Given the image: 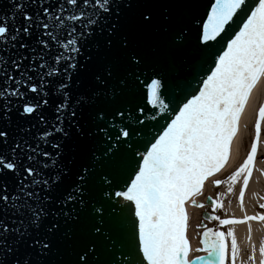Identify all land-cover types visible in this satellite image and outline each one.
<instances>
[{
    "label": "snow or ice",
    "instance_id": "1",
    "mask_svg": "<svg viewBox=\"0 0 264 264\" xmlns=\"http://www.w3.org/2000/svg\"><path fill=\"white\" fill-rule=\"evenodd\" d=\"M10 3V14L0 15V264H192L186 205L203 207L193 197L226 165L264 79V0H210L199 18L184 15L189 0H173L158 13L137 7L130 19L132 0ZM154 33L159 40L144 39ZM92 44L108 55L94 61L85 54ZM82 70L90 72L83 90ZM142 76L147 93L138 95ZM13 115L34 123L14 134ZM262 122L264 105L247 158L227 181H214L232 193L243 176L241 209ZM97 185L100 199L86 198ZM82 216L65 261L56 237L71 234L61 233V219ZM209 218L231 226L264 222V213ZM248 231L251 242L250 223ZM201 243L206 264H238L232 227H205ZM258 251L264 264V240ZM256 252L251 244L248 264Z\"/></svg>",
    "mask_w": 264,
    "mask_h": 264
},
{
    "label": "bare ground",
    "instance_id": "2",
    "mask_svg": "<svg viewBox=\"0 0 264 264\" xmlns=\"http://www.w3.org/2000/svg\"><path fill=\"white\" fill-rule=\"evenodd\" d=\"M261 105H264V79L258 83L257 87L253 89L250 99L240 117L238 131L233 140V146L229 161L228 170H221L216 178L219 176L228 177L243 163L247 158V154L250 151V147L247 150L246 142L248 145L249 138L253 139L254 132L252 130L255 125V120L257 118L258 109ZM264 127V122L261 123V130ZM262 133V131H261ZM229 174L226 176V174ZM215 178V179H216ZM243 176H241L237 182L233 185V192L227 193L228 183L222 188L220 198L222 209H223V218H235L242 219V217L247 215H254L264 212V209H261L259 205L264 203V200H261V197H264V140L260 136V142L258 146L257 156L254 161L253 171L249 180V184L245 189L244 199H243V209H241L239 202V189L242 186ZM195 201L199 200V197L194 199ZM192 203H191V214H192ZM249 223L251 225V242H249ZM249 223L237 224L231 226H223L227 231L228 227L234 229L236 235L237 243L240 249V254L238 256V264H248L247 256L250 253L251 244H255L257 247L256 252V264H259V243L261 240H264V222L260 221H251ZM195 242V240H193ZM230 247V241H229ZM198 250L197 244L192 243V259L194 252ZM205 261L204 258H199L196 260L195 264H202Z\"/></svg>",
    "mask_w": 264,
    "mask_h": 264
},
{
    "label": "water",
    "instance_id": "3",
    "mask_svg": "<svg viewBox=\"0 0 264 264\" xmlns=\"http://www.w3.org/2000/svg\"><path fill=\"white\" fill-rule=\"evenodd\" d=\"M132 3H133V8L128 10V12L126 14L129 19L135 15L137 7H142V6L147 5V6L152 7L153 10L158 13L160 11V8L164 4H172L173 0H132ZM209 3H210V0H189V6L187 8L183 9V13L186 16L195 15L199 18V17H201V15L203 13L206 12L207 6L209 5ZM10 12H11L10 0H0V15H9ZM144 39H146L148 42H155V41L160 39V36H159V34L154 33L149 37H145ZM57 50H59V49H57ZM85 54L86 55L90 54L93 57L94 61H98L100 59H103L105 56L108 55V53L106 52L105 49H103V48L97 49L94 46V44L90 45L89 49H85ZM89 67H91V65ZM16 75H17V78H19V73H16ZM89 78H90V72L88 70H82L81 75H80V80H81L80 88H81V90H83V88L87 86ZM141 79L144 81V84H138L135 87V92L138 95L141 93H144V94L147 93L149 76H142ZM0 83H2V81H0ZM46 115L49 116L50 120L53 119L51 108H49L46 111ZM32 123H34V121L22 120L18 116L13 115V117H12L13 133L15 134V128L17 125L23 126L25 128H29V127H31ZM42 127L43 126H37L36 128H32L33 134L38 136L39 132L42 130ZM233 140H234V138H233ZM233 140L231 143V151H232V146H233ZM30 142L36 143L37 141L30 140ZM73 147H74V143L72 145H70L68 149H66V155L71 154ZM4 150L7 151V149H4ZM231 151H230V156H231ZM229 161H230V157H229L226 165L221 170H228ZM103 170H104L103 168H100V167L97 168L98 172L103 171ZM221 170L219 172L215 173L214 175L218 176V174L221 172ZM214 175L205 180V182L202 186V189H201V193L196 195L195 197H193V199H196V198H198L204 194V192L208 189V187L211 185V183L217 177V176L215 177ZM118 183H119L120 187H123L122 181H118ZM116 190H119V188L114 185L113 191H116ZM100 191L101 190H100L99 185L94 186L90 189V192L86 198H88V199L95 198V199L99 200L100 199ZM88 211H89V209H85V215L88 213ZM186 211H187L188 217H189L188 227L186 230V237H187V239L189 241V245H190V251L188 253V259L192 261L191 201H189L187 203ZM204 218L206 220H210V218L207 214L204 215ZM133 219L134 218H130L126 221V226H127V230H128L129 234H131V232L134 230V225L132 222ZM83 227H84V217L83 216L81 218V221L77 222V223H73V222L64 223L63 219H61V233L68 232L71 234V239L66 238L63 235H58L56 237V239L59 243V246H60V253L63 256V259L65 261L72 259V257L69 255V253L71 252L72 247L75 245L77 238L82 234ZM54 259H57V261L59 262V257H54Z\"/></svg>",
    "mask_w": 264,
    "mask_h": 264
},
{
    "label": "rangeland",
    "instance_id": "4",
    "mask_svg": "<svg viewBox=\"0 0 264 264\" xmlns=\"http://www.w3.org/2000/svg\"><path fill=\"white\" fill-rule=\"evenodd\" d=\"M248 147H249V142H248V145L246 142V148L244 150H246ZM228 174L229 172L226 174V176ZM217 179L221 181H227V178L225 176L223 177L219 176V178L214 179V181ZM214 181L211 183L208 189L204 192V194L199 197V200L195 201L196 205H203V207H197V206L192 205L193 207L192 214H191L192 243L196 242L197 247H198V250L193 253L194 254L193 259H192L193 264H195L196 260H198L199 258L205 259L207 256V253L203 250L204 245L201 243L203 239V233H204L205 227L211 228L213 231H216L219 229L221 231L226 232L223 226H219L218 221L213 220L212 222H208L203 219L204 213H208L211 215H217L223 219V215H224L223 209L217 208L215 211H213L212 205H209L207 203V200H211V201L218 200V202L221 203L220 198L222 195L220 194V192L222 191V188L225 186L226 183H221L219 186H216L214 184ZM193 240H195V242H193ZM202 264H206V259L205 261H203Z\"/></svg>",
    "mask_w": 264,
    "mask_h": 264
}]
</instances>
